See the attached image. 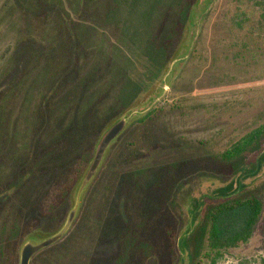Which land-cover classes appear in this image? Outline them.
<instances>
[{"label": "rangeland", "instance_id": "obj_1", "mask_svg": "<svg viewBox=\"0 0 264 264\" xmlns=\"http://www.w3.org/2000/svg\"><path fill=\"white\" fill-rule=\"evenodd\" d=\"M119 1L0 0V264H19L26 242L63 227L101 139L121 117L127 124L82 191L69 229L29 264H91L93 258L170 264L172 247L163 238L139 246L128 234H121L125 244L106 239L105 231L118 216L139 228L152 223L150 211L165 219L167 210L176 244L198 199L233 184V173L222 171L215 158L264 124V35L243 31L226 39L215 32L223 0H199L176 54L146 81L136 104L117 115L123 84L117 65L126 62L122 53L133 54L119 28L106 21L117 7L122 12ZM152 110L147 125L140 124ZM58 134H67L68 151L55 147ZM58 156L61 173L79 166L69 203L51 182ZM123 175L136 182L129 192L139 199L134 207L128 196L118 200ZM148 186L161 202L165 197L163 204L149 200ZM241 187L262 199V211L250 240L225 251L218 264H264V158Z\"/></svg>", "mask_w": 264, "mask_h": 264}, {"label": "trees", "instance_id": "obj_2", "mask_svg": "<svg viewBox=\"0 0 264 264\" xmlns=\"http://www.w3.org/2000/svg\"><path fill=\"white\" fill-rule=\"evenodd\" d=\"M121 1L122 12L118 11L117 7L106 18V21L119 28L123 40L133 48L132 57H126V53H122V62L126 61L122 66L118 67L112 59V65H117V74L123 82L116 97L117 115L123 114L136 104L138 94L146 88V81L149 82L157 77L170 56L176 54L177 49L183 44L184 34L191 27L192 12L199 2V0H120L119 2ZM210 13L207 8L203 16L207 17ZM218 15L213 29L215 32L221 31L226 39L236 32L243 31H247V34L257 32L264 35V0H223ZM174 48L175 52L172 53ZM108 63H111L110 57ZM154 111L147 113L138 122L146 126L147 120ZM93 134L95 129L92 130ZM59 135L55 147L61 144V151L66 152L69 147L67 134L62 137ZM51 150H54L53 146ZM263 158L264 124L246 133L215 158L214 161L222 171L233 173L235 176L233 184L214 191L215 195H204L198 199L197 205L189 213L190 225L182 236L177 238L176 244L173 239V223L167 210H164L165 219H160L156 215V210L150 211L149 217L155 216L150 219L152 223L146 225L144 222L142 226L145 227L139 228L134 225L127 226L128 221L118 216L113 220L114 225L111 229L105 231L104 238L123 242L122 238L125 237L121 234H128L129 243L143 246L145 243H139L140 240L160 237L172 247L168 252L171 258L170 264H218L224 257L225 251L237 248L250 240L258 222L263 201L252 191H244L241 182L246 177L253 178L258 174ZM246 160L251 161L248 168H245ZM78 172L77 165L70 174L76 176ZM118 183V200L128 196L131 206L134 207L139 199L129 192L136 182L134 183L129 175H123L118 178ZM147 191L150 192L149 200L157 198L160 200L159 204H163L165 197L161 202L158 191L152 193L153 188L149 186L144 190ZM27 196L25 200H28ZM122 208L125 209L124 206ZM199 212L200 220L191 228ZM124 225L127 227L122 228ZM154 225L157 229L151 233L149 228ZM102 262L104 263L102 259L93 258L91 264H103Z\"/></svg>", "mask_w": 264, "mask_h": 264}, {"label": "water", "instance_id": "obj_3", "mask_svg": "<svg viewBox=\"0 0 264 264\" xmlns=\"http://www.w3.org/2000/svg\"><path fill=\"white\" fill-rule=\"evenodd\" d=\"M192 45H193V43L189 47L187 53H189L191 51ZM182 48L179 49L177 54H181V52H183L186 49L185 47H182ZM176 60L177 59H174V61H176ZM126 124H127V119L125 117H121L119 120L116 121V123H114V125L105 133V135L101 139V141L98 145V148L96 150L95 156H94L93 160L91 161L89 167L87 168V171H86V173L82 179L81 185L78 189L75 205L73 206V209H71L69 211L63 227L58 232H56L55 234L51 235L50 237H48L44 240H41L39 242H31V241L26 242L21 247V250H20L19 264H29L30 259L34 253H36V252H38V251H40V250H42L48 246L53 245L66 233V231L69 229L72 221L75 218V215H76V212L78 209V205H79L80 195H81L82 191L90 183V181L92 180L96 171L98 170V168H99V166L103 160V157H104V154H105L107 148L119 136V134L121 133L123 128L126 126Z\"/></svg>", "mask_w": 264, "mask_h": 264}, {"label": "flooded vegetation", "instance_id": "obj_4", "mask_svg": "<svg viewBox=\"0 0 264 264\" xmlns=\"http://www.w3.org/2000/svg\"><path fill=\"white\" fill-rule=\"evenodd\" d=\"M60 160L61 159L58 156V158H57V168H56L57 173L52 175V179H53L52 180V186H54V188H56V192H58V193L61 192L62 193L60 195H63V202L65 203V199H66V202L69 203L70 194L75 189L74 174H70V172H68V170H67V173H65V174L61 173L60 172V167H59ZM61 170H63V169H61ZM84 192H85V190L83 191V193ZM60 195H59V197H60ZM59 197H58V201H59ZM80 202H81V199H80ZM42 250H40V251H42ZM40 251H38V252H40ZM38 252L34 253L32 255V257L35 254H37Z\"/></svg>", "mask_w": 264, "mask_h": 264}]
</instances>
